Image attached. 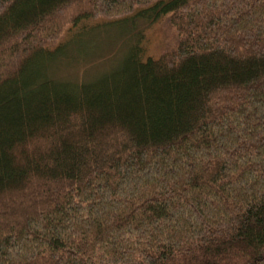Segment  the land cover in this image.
Returning <instances> with one entry per match:
<instances>
[{
  "label": "trees",
  "instance_id": "16d2710c",
  "mask_svg": "<svg viewBox=\"0 0 264 264\" xmlns=\"http://www.w3.org/2000/svg\"><path fill=\"white\" fill-rule=\"evenodd\" d=\"M139 11L159 56L54 76ZM0 264H264V0H0Z\"/></svg>",
  "mask_w": 264,
  "mask_h": 264
},
{
  "label": "rangeland",
  "instance_id": "374dc122",
  "mask_svg": "<svg viewBox=\"0 0 264 264\" xmlns=\"http://www.w3.org/2000/svg\"><path fill=\"white\" fill-rule=\"evenodd\" d=\"M151 13L139 11L130 17L134 19L111 23L106 20L85 21L67 31L62 38L63 51L59 58L63 61L53 65L54 76L68 75L70 79L93 82L118 73L132 55L143 60L159 56L169 37L165 20L152 22L150 19H155L154 16L148 19ZM136 49L141 50L138 53Z\"/></svg>",
  "mask_w": 264,
  "mask_h": 264
}]
</instances>
